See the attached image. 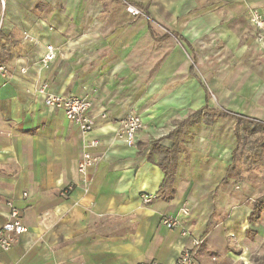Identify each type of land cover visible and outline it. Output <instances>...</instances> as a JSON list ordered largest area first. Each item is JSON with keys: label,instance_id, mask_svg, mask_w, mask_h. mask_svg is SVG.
I'll return each mask as SVG.
<instances>
[{"label": "crops", "instance_id": "0c3cea01", "mask_svg": "<svg viewBox=\"0 0 264 264\" xmlns=\"http://www.w3.org/2000/svg\"><path fill=\"white\" fill-rule=\"evenodd\" d=\"M251 10L264 16V0L0 4V65L7 71L0 76V227L7 204L27 227L8 252L0 250V264H176L190 239L161 219L182 206L189 210L185 229L203 240L197 264H264V211L249 221L264 195L255 197L231 175L236 147L208 132L217 111L195 69L211 46L237 45L251 29ZM46 46L55 59L43 67ZM41 83L54 95L90 100V134L44 106ZM131 112L145 129L128 147L115 133ZM91 140L99 160L84 184L77 162ZM158 149L173 158L170 187ZM143 195L152 201L143 204Z\"/></svg>", "mask_w": 264, "mask_h": 264}, {"label": "rangeland", "instance_id": "374dc122", "mask_svg": "<svg viewBox=\"0 0 264 264\" xmlns=\"http://www.w3.org/2000/svg\"><path fill=\"white\" fill-rule=\"evenodd\" d=\"M249 17L250 12L248 21ZM249 26L252 32L243 29L233 49H207L209 54L195 69L209 92V106L217 111L210 116L215 125L208 132L220 134L222 143L234 144L231 175L238 186L253 188L256 197L264 195V39L259 41L258 32L250 22Z\"/></svg>", "mask_w": 264, "mask_h": 264}, {"label": "built area", "instance_id": "2783aa9c", "mask_svg": "<svg viewBox=\"0 0 264 264\" xmlns=\"http://www.w3.org/2000/svg\"><path fill=\"white\" fill-rule=\"evenodd\" d=\"M0 4L3 6L4 0H0ZM127 12L132 16L141 15V12L133 6H128ZM249 22L258 32V40L262 41L264 39L263 16L257 10H251ZM54 59V49L52 46H46L45 53L40 60L41 65L46 67L48 64L52 63ZM0 76L2 78L7 77V71L2 65H0ZM36 93L42 96L45 107L62 111L66 120L75 125L82 135L90 134L95 127V119L90 115L92 104L87 97L54 95L49 92L46 83L39 84ZM100 117L105 118V115L101 114ZM143 129H145V125L140 117L131 112L120 120L115 138L123 142L126 146L132 147L134 146L135 136ZM96 147L97 142L95 140L85 143L77 162V173L84 184L86 183L88 172L99 160L91 153V150ZM72 188V186H68L66 189L62 190L59 195L61 197H66ZM23 196H26V194H23ZM141 199L143 204H148L152 201L151 196L143 195ZM7 206L10 209L9 217L0 227V250L3 252H8L14 245L15 239L27 232V227L22 222L20 212L13 208L11 204H7ZM188 219L189 210L186 206H182L175 216H163L161 219L163 227L168 230H177L182 237H188L190 239V246L183 249L176 264H197L196 252L203 245L202 239L191 235V233L185 229L184 225L188 222ZM143 264L157 263L151 262Z\"/></svg>", "mask_w": 264, "mask_h": 264}, {"label": "trees", "instance_id": "16d2710c", "mask_svg": "<svg viewBox=\"0 0 264 264\" xmlns=\"http://www.w3.org/2000/svg\"><path fill=\"white\" fill-rule=\"evenodd\" d=\"M238 120L240 118H237ZM242 120V119H241ZM251 122V121H249ZM250 124L254 125L255 123L251 122ZM159 150V153L162 155L161 159H162V164H159L161 166V169L165 172V174H167V178H166V181H165V186H169L171 185V182H172V177L171 175L167 172V165L169 164V162L173 161L172 159V156H170L168 154V152L166 150H162L160 151L161 149H158ZM264 211V198H261V199H258L257 201H255L254 203V210L252 212V214L250 215L249 217V221L250 222H254L255 220L258 219L259 215L261 212Z\"/></svg>", "mask_w": 264, "mask_h": 264}]
</instances>
